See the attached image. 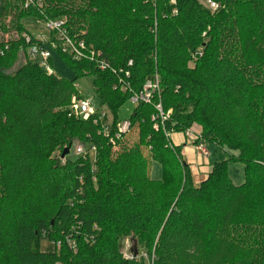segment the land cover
Masks as SVG:
<instances>
[{
    "label": "trees",
    "instance_id": "trees-1",
    "mask_svg": "<svg viewBox=\"0 0 264 264\" xmlns=\"http://www.w3.org/2000/svg\"><path fill=\"white\" fill-rule=\"evenodd\" d=\"M211 1L213 12L196 0H0V31L16 33L0 37V264H264V0ZM29 18L63 20L83 42L80 59L51 49L49 65L57 56L71 79L28 58L38 43ZM82 77L113 129L120 107L157 80L127 120L137 142L114 161L99 125L68 116ZM193 125L226 157L197 186L165 137ZM74 143L95 147L94 160L61 161ZM143 149L159 180L146 176ZM237 163L240 185L227 172ZM124 237L136 243L132 260Z\"/></svg>",
    "mask_w": 264,
    "mask_h": 264
},
{
    "label": "built area",
    "instance_id": "built-area-1",
    "mask_svg": "<svg viewBox=\"0 0 264 264\" xmlns=\"http://www.w3.org/2000/svg\"><path fill=\"white\" fill-rule=\"evenodd\" d=\"M31 0H25L24 7L26 8L30 5ZM39 4H37L38 6ZM206 8L210 11H215L218 8V5L211 1H206ZM45 28L48 33L47 38L46 35H40L37 37H33L37 40L38 43L31 45L27 48L26 53L31 60L32 58L36 59V63L39 64L41 68H43L46 72V75H53L54 72L49 65L48 61L51 57V49L57 48V42L61 43L59 47L62 52L69 53L72 55L74 59H80L83 57V51L85 50V46L83 42H72L65 36V32L63 31V20L61 21H48L45 22ZM53 34V35H52ZM56 35V36H55ZM25 41L28 43L30 41V37L27 34L22 35ZM54 36V39L51 37ZM48 45V46H47ZM90 58L93 57V52L90 53ZM100 68H104L103 62L99 64ZM77 89V88H76ZM158 91L157 80L156 78L150 81H147L144 85L141 92L130 97L131 104L137 106L139 103H150L155 93ZM67 106L68 116L80 119L82 121L92 120L94 125H99V130L102 136L107 139V145L109 146L110 153L112 154L116 151L124 140L125 136L130 133L131 129L134 127L131 125L130 121L123 120L116 123L114 129L112 128V120L109 119V112L103 110L104 107H97L91 101L83 98H78L75 96L71 97L70 103ZM105 109V108H104ZM156 110L158 111V116L160 121L163 122L168 118L169 112L163 114L161 107L159 105L156 106ZM109 116V117H108ZM155 117L151 119L154 120ZM157 125L153 126V129H156ZM171 133H165V137L170 140ZM182 135L189 140L190 144L193 145V148L196 153L203 156L204 158L208 157L207 150L205 148V143L200 139L199 129L196 125L189 127V129L182 132ZM171 142V141H170ZM74 151L73 154L75 157H90L93 161L95 158V147L92 145L87 147L81 143H74ZM66 148V147H65ZM70 150V148H69ZM148 150V149H147ZM149 151V150H148ZM57 156L59 152L55 153ZM66 156H64L65 158ZM63 157H60V160H64ZM122 257L125 260H132L135 257L130 252V248L122 249L121 251Z\"/></svg>",
    "mask_w": 264,
    "mask_h": 264
},
{
    "label": "rangeland",
    "instance_id": "rangeland-1",
    "mask_svg": "<svg viewBox=\"0 0 264 264\" xmlns=\"http://www.w3.org/2000/svg\"><path fill=\"white\" fill-rule=\"evenodd\" d=\"M173 1V0H171ZM198 3L202 4L204 7H206V1L207 0H196ZM9 19H7L5 22L6 24H8ZM26 29L28 30L29 34L33 37H37L42 35H46L47 38V30L45 28V23L43 21H39L37 19L34 18H29L26 19L25 21H23ZM8 27V26H7ZM56 36V35H55ZM0 37L5 41L7 39H13L16 37V33L14 30H9V32L7 33H3L2 31H0ZM60 43V42H59ZM57 44V43H56ZM61 46V43H60ZM29 58V57H28ZM22 59V58H21ZM32 61H36V59L32 58ZM52 70L53 72L58 75L59 77H63L66 79H71L73 77L72 72L65 66V64L63 62H61V60L53 55L52 57ZM76 88L77 91L79 92V94L81 95V97L83 99H87L89 101H91V103H93L95 106H97V98H96V94H95V90L94 85H93V79L91 77H82L79 80L76 81ZM98 107V106H97ZM134 107H136L135 105L131 104V102H127L126 104H124L122 107H120L119 111H118V120L119 121H123V120H128V118L130 117L129 115L133 114V110ZM104 111L109 112L107 109H104ZM110 115V114H109ZM109 117V116H108ZM111 118V115L109 117V119ZM181 133H171L170 135V141L175 144L176 141L179 138V135ZM138 139V135H137V128L134 127L133 129H131L130 133L127 134L124 138V140L122 141V143H120L121 145L119 146V148L114 151L110 156V160L114 161V159L116 158V156L118 155V153L121 151V146L129 148L131 147L135 142H137ZM207 153L208 154H212L210 147L208 146V144L204 145ZM74 151V145H72L70 147L69 153L67 155V158L69 159H74L75 156L73 154ZM221 151V150H220ZM207 154V155H208ZM210 154V155H211ZM220 155H222V151L219 152ZM143 155L145 156L144 161L146 163V176L150 179V180H159L161 178V169L158 163L156 162H150L149 161V157H148V153H146V151L143 149ZM209 156V155H208ZM219 156V155H218ZM52 158H55L54 156H51ZM226 158V157H225ZM242 165L237 163V164H230L228 166L227 172H228V177L230 178L231 182L234 185H240L243 181V171H242ZM40 249L43 252H50L53 250V245L52 243H50L46 238H42L41 240V245ZM131 241L127 238L124 237L122 239L121 242V249H128L130 248L131 250ZM140 250V256L146 257L145 256V252L143 249L139 248Z\"/></svg>",
    "mask_w": 264,
    "mask_h": 264
},
{
    "label": "crops",
    "instance_id": "crops-1",
    "mask_svg": "<svg viewBox=\"0 0 264 264\" xmlns=\"http://www.w3.org/2000/svg\"><path fill=\"white\" fill-rule=\"evenodd\" d=\"M173 145L180 146L181 156L183 160L189 165L195 186L206 179L210 171L209 168H211L212 164L225 159V153L222 151V157V155L219 154L221 151L212 144H208L212 152V154L210 153L211 155L208 154L209 156L207 158L199 155L195 152L193 145L190 144L189 140L186 139L182 133L179 135L178 140Z\"/></svg>",
    "mask_w": 264,
    "mask_h": 264
},
{
    "label": "water",
    "instance_id": "water-1",
    "mask_svg": "<svg viewBox=\"0 0 264 264\" xmlns=\"http://www.w3.org/2000/svg\"><path fill=\"white\" fill-rule=\"evenodd\" d=\"M68 153H69V147H66L65 149L63 148V152L61 154V157L64 158V156H67ZM131 244H132L131 252L133 253L134 256H136L137 255L136 243H135V241H131Z\"/></svg>",
    "mask_w": 264,
    "mask_h": 264
}]
</instances>
